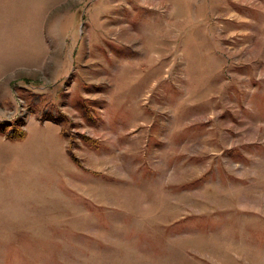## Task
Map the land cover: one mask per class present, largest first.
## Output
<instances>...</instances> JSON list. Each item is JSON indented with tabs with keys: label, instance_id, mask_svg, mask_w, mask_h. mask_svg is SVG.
Listing matches in <instances>:
<instances>
[{
	"label": "rangeland",
	"instance_id": "rangeland-1",
	"mask_svg": "<svg viewBox=\"0 0 264 264\" xmlns=\"http://www.w3.org/2000/svg\"><path fill=\"white\" fill-rule=\"evenodd\" d=\"M0 264H264V0H0Z\"/></svg>",
	"mask_w": 264,
	"mask_h": 264
},
{
	"label": "crops",
	"instance_id": "crops-1",
	"mask_svg": "<svg viewBox=\"0 0 264 264\" xmlns=\"http://www.w3.org/2000/svg\"><path fill=\"white\" fill-rule=\"evenodd\" d=\"M186 150H187V149H186ZM186 150H185V152H186ZM190 155H191V156H190ZM190 155H189V159H191V158L193 157L192 154H190Z\"/></svg>",
	"mask_w": 264,
	"mask_h": 264
}]
</instances>
